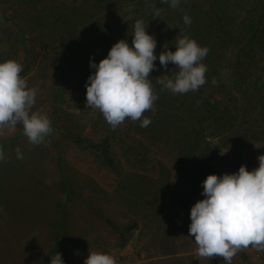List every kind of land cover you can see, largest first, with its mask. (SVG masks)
<instances>
[{
    "label": "rangeland",
    "instance_id": "374dc122",
    "mask_svg": "<svg viewBox=\"0 0 264 264\" xmlns=\"http://www.w3.org/2000/svg\"><path fill=\"white\" fill-rule=\"evenodd\" d=\"M137 19L156 39L157 57L166 44L176 51L179 33L210 49L209 98L161 90L157 78L176 66L165 70L157 59L150 79L159 99L144 113L152 123L126 119L113 130L86 107L83 70L120 40L131 46ZM8 60L39 87L33 110L47 113L52 133L40 145L22 126L0 136V264H51L55 224L64 264H84L90 250L117 264H224L198 257L190 213L205 199L207 176L251 172L264 155V0H180L176 8L161 0H0V63ZM105 137L111 167L89 146ZM232 264H264V252L250 246Z\"/></svg>",
    "mask_w": 264,
    "mask_h": 264
},
{
    "label": "clouds",
    "instance_id": "9594fccd",
    "mask_svg": "<svg viewBox=\"0 0 264 264\" xmlns=\"http://www.w3.org/2000/svg\"><path fill=\"white\" fill-rule=\"evenodd\" d=\"M172 8L179 6L180 0H161ZM156 17L160 9L153 8ZM184 23L191 25V17L183 16ZM142 19L133 26L131 46L126 40L115 43L107 58L97 65L94 58L90 67L94 73L86 83V107L99 110L105 121L115 130L126 119L140 122L147 128L152 120L144 116L146 111L155 112V102L159 99L150 73L156 69L155 61L167 70L169 63L176 66L175 73L157 78L161 90L173 95L197 91L207 82L208 67L203 63L210 49L201 47L188 35H179L175 40L176 51L164 46L157 57V41L149 35ZM23 66L14 60L0 63V136L6 130L15 131L23 127V134L32 145L45 143L52 133L51 121L42 109L36 106L39 87H29L20 73ZM213 84L217 81L213 78ZM17 159H23L19 147ZM0 150V161L5 159ZM259 167L249 171L241 166L238 173L224 174L222 177L209 175L203 182L205 199L198 201L190 213L189 235L197 245L200 258H222L224 264H232L234 256L250 246L264 252V155L258 156ZM51 264H64L62 254L56 253ZM84 264H117L112 254L93 252Z\"/></svg>",
    "mask_w": 264,
    "mask_h": 264
},
{
    "label": "trees",
    "instance_id": "16d2710c",
    "mask_svg": "<svg viewBox=\"0 0 264 264\" xmlns=\"http://www.w3.org/2000/svg\"><path fill=\"white\" fill-rule=\"evenodd\" d=\"M94 71L95 70H88V69L83 70V72H85L88 75H92L94 73ZM197 91L199 93L204 94L207 98H209V93L207 91V82L205 83V85L201 86L199 88V90H197ZM208 102L215 109V111H219L220 110L214 103H212L211 101H208ZM77 142L79 144H83V141L80 140V139H77ZM89 146L91 148L98 147L99 150H100V152H101L102 157L104 158V160L106 161V163L108 164V166H110V167L111 166H114L113 158L110 155V147H109L110 145H109V138L108 137L103 138L98 143H92ZM62 215H63L62 211H57L58 218H61ZM104 222L106 224H109L110 226H112L114 229H119L118 227H116L113 223H111L107 219H104ZM56 228H57V224H55L54 227H53V232H52V234H53L52 245L50 247V251H49V255L48 256H50L52 254H55L57 252H60L61 249H62V247L60 245V241H59V236H58V234L56 232ZM133 228H134V225H129V226L123 228V230L125 232H130L131 230H133Z\"/></svg>",
    "mask_w": 264,
    "mask_h": 264
}]
</instances>
